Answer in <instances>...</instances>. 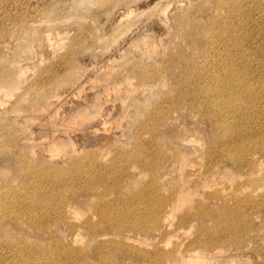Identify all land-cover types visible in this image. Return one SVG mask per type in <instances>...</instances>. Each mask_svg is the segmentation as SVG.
<instances>
[{
	"label": "rangeland",
	"instance_id": "rangeland-1",
	"mask_svg": "<svg viewBox=\"0 0 264 264\" xmlns=\"http://www.w3.org/2000/svg\"><path fill=\"white\" fill-rule=\"evenodd\" d=\"M226 27L252 60L254 105L228 117L250 165L211 149L224 111L198 92ZM0 217V264H264V0H0Z\"/></svg>",
	"mask_w": 264,
	"mask_h": 264
},
{
	"label": "bare ground",
	"instance_id": "bare-ground-1",
	"mask_svg": "<svg viewBox=\"0 0 264 264\" xmlns=\"http://www.w3.org/2000/svg\"><path fill=\"white\" fill-rule=\"evenodd\" d=\"M223 32H225L226 35L229 36L227 38L228 45L227 44L224 45V47H223V49L225 48L224 54L220 53V54H222L220 58L217 55L218 56L217 58H219L218 59L219 61H217L214 64L213 63L207 64L204 61V63L198 64V66H197L202 71V76H204L202 79L204 80V83H205V84H203V86H200V88L198 89V92L200 90L202 95L206 96V98H208V100L212 102L211 103L212 106L210 105L211 108H213V106H214V108L218 109V112L220 110L224 111V112H222V114L216 116L217 117L216 119H218L219 122L217 123L218 128L215 131V133L216 132L217 133L213 134L214 137H213V143H212L211 149H214V148L216 149L221 145L219 142L220 141L219 138L221 136L229 137L226 146L224 145L225 147H223V148L221 147V154H224L223 156H226V158H229L230 160H232L236 163H240V164L246 163V165H250V163L253 162L255 159V157H254V154H255L254 153V140L252 139V138H254V136L250 135L249 133L246 134L243 129L240 132H239V130H237L239 132V135L242 138L240 141H235V137H233V136H234L236 130H235V127H234V124L232 123V121L238 116L245 115L246 110L250 109V108L252 109V107L254 105L252 102V96H253V92H254V84H253L252 75H251V71H250V67L252 66V60H251L250 55H246V54L245 55L244 54L236 55L237 53L231 54L230 51H232V50L243 51L242 50L243 48L241 46V42L237 39V37L234 36L235 34L232 35V37H230L231 33H230L229 29H227V27L224 28ZM247 50H248V48H247ZM239 59H241L242 62H240L238 64ZM239 67H242V68L238 69ZM206 82H214L215 84L210 85ZM203 98H205V97H203ZM212 112H213V110H212ZM252 113H254V112H252ZM228 117H231L234 119L230 120ZM248 123H249V121H248ZM214 126H216V125H214ZM219 135H220V137H219ZM185 145H188V144H185ZM185 149H187V148H185ZM187 150H189V149H187ZM218 151H220V150L218 149ZM209 153H208V155H209ZM186 154H187V152H186ZM221 154H220V156H221ZM210 160H211L210 157H208L207 163H209ZM249 180H248V182H249ZM250 182H251V180H250ZM253 182H254V180L251 183H253ZM89 186L94 187V184L90 183ZM252 186L253 185H250V187H252ZM172 195H173V193H172ZM253 196H254V190H251L248 194H246V196L243 199L237 197L236 202L240 203L241 200H244L245 202L249 203L252 201ZM42 199L49 202V204L52 202V201H50L51 199H49L45 196H43ZM39 200L40 199H38V201ZM65 200L66 201H63L62 203L57 202L58 204H55V203L50 204L53 208V209L52 208L51 209L54 210L56 213L55 220H54L55 223H58V224L60 222L61 223H67V222H71L72 220H75L74 216H73L74 213L72 211V206L73 207L79 206L81 203L88 204V201L83 199V197L80 195H74L71 198H69L68 200L67 199H65ZM241 203H243V202H241ZM151 206H152L151 210L153 211L154 214L158 213L161 209H163V204L159 203V202L152 203ZM193 211L194 212H190V213L183 215L180 219V223H187L190 221H196V222L201 223L203 225L204 221L206 220L207 217L212 216L213 214H215L217 212L215 210H207V209L201 210L199 213L195 212V210H193ZM12 212H15V211H12ZM15 214H16V212H15ZM31 214H33V213H31ZM40 215L44 216V215H46V212L40 210ZM99 216L101 217L99 224L94 223L92 221V218L88 217V218L84 219L82 225L87 227V229L91 230V231L94 230L95 228L106 229L107 227H109V223H108L109 220L105 219L104 214L100 212ZM0 219H1V217H0ZM135 219H137V218H134V221H135ZM157 224H159V227H161V228L166 226L165 221L162 219H159ZM45 226L48 228L50 225L48 223L47 224L45 223ZM133 227L138 232H146V229L143 226L139 225L138 223H135L133 225ZM147 230H148V228H147ZM75 232H73V233H75ZM76 237H77V234H76ZM108 241L109 240H107L106 242H108ZM43 247H44L43 245L42 246H35V249L40 250ZM75 254L76 253H73L72 256L74 257ZM42 255H44V253ZM72 256H71V258H72ZM35 260H37V258ZM30 261L34 262L32 260H30ZM27 262H29V261H27ZM35 262H37V261H35ZM35 264H37V263H35Z\"/></svg>",
	"mask_w": 264,
	"mask_h": 264
}]
</instances>
